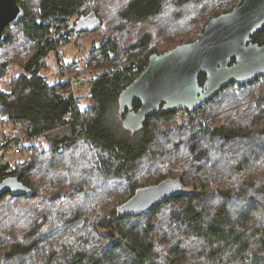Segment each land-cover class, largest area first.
<instances>
[{
	"label": "trees",
	"instance_id": "1",
	"mask_svg": "<svg viewBox=\"0 0 264 264\" xmlns=\"http://www.w3.org/2000/svg\"><path fill=\"white\" fill-rule=\"evenodd\" d=\"M17 1L24 18L6 27L0 45L10 40L13 28L30 45L10 89L0 86V127L5 126L0 157L11 151L21 159L0 160V180L21 174L33 193L0 196L1 258L14 264L34 257L44 264H264V229L254 236L247 233L257 225L251 224V216L264 213V86L259 87L264 77L247 85L233 83L185 116L156 111L138 131L123 126L126 113L118 102L123 88L157 52L153 42L164 38L172 43L168 49L196 38L186 34L176 42L164 31L157 37L160 27L152 20L166 6L169 22L175 23L188 11L186 6L199 4L202 30L208 19L230 11L237 0H214L210 6L207 0H104L123 1L111 13L124 27L119 22L108 26V11L102 12L103 3L96 0L91 8L84 7L88 0ZM127 24L151 26L128 34ZM98 30L114 36L93 47L98 49L92 54L94 67L102 62L109 67L87 77V97L75 95L66 78L76 70L75 61L63 65L60 60L55 80L42 73L51 52ZM122 35L135 36L136 42L121 48ZM253 41L264 42V27ZM121 60L125 63L118 64ZM204 80L202 74L200 82ZM84 99L89 103L83 108ZM140 105L136 101L134 109ZM10 127H17L25 140L19 143L18 137L6 135ZM222 163L228 170L215 172ZM258 166L263 170L260 180L253 176ZM167 178L181 181L184 191L140 214L119 212L138 187ZM234 201L249 212L235 211ZM65 239L69 251L60 256L55 247Z\"/></svg>",
	"mask_w": 264,
	"mask_h": 264
},
{
	"label": "water",
	"instance_id": "2",
	"mask_svg": "<svg viewBox=\"0 0 264 264\" xmlns=\"http://www.w3.org/2000/svg\"><path fill=\"white\" fill-rule=\"evenodd\" d=\"M24 15L17 0H0V43L6 27L21 22ZM263 27L264 0H238L230 11L211 17L197 39L152 53L146 68L120 92V111L126 113L123 126L138 131L160 110L194 112L233 83L241 86L264 77V42L253 41ZM136 101L141 105L135 110ZM8 191L33 193L21 174L0 180V196ZM183 191L181 181L167 178L138 187L118 210L124 215L140 214Z\"/></svg>",
	"mask_w": 264,
	"mask_h": 264
},
{
	"label": "rangeland",
	"instance_id": "3",
	"mask_svg": "<svg viewBox=\"0 0 264 264\" xmlns=\"http://www.w3.org/2000/svg\"><path fill=\"white\" fill-rule=\"evenodd\" d=\"M90 1V2H89ZM208 1V5L210 6V2L214 1V0H207ZM238 1V0H237ZM236 1V3H237ZM32 3L37 4V0H31ZM93 0H88L84 7H90V5H93ZM99 2V3H103V5H101V11L104 12L105 10L102 9H106V11H108L106 13V20H107V25L108 26H112L113 24H116L117 22H119V25H124L126 24L125 22L123 23L121 20H119L115 14L112 12L111 13V7H116L117 4L119 6L122 5L121 1L120 3H115V2H109V1H104V0H96L94 3ZM235 3V4H236ZM169 6V4H168ZM235 5L232 6V8ZM187 7V12H182L181 10H179V12H182L181 14H179V17L185 18V19H194L196 21H198L196 24L194 25H188V20L187 21H183L181 19L176 20L175 23L169 22V12H168V7L166 6L165 11L163 13V15L157 19V20H152L155 21V23L159 24L160 30H158L157 32L153 31V34L155 32V34L157 33V37L160 38V35L162 34V31L164 32H168L167 34H170L172 37H174V41L179 42L180 39L184 38V36L186 34L195 36L197 39L200 34L203 32L204 27L201 28L200 26V22L199 19L202 17L200 11H201V7L199 4H194V5H189L186 6ZM95 8V7H93ZM231 8V9H232ZM216 16V15H215ZM213 17V16H212ZM209 21V19L207 20V22ZM184 22L185 24H187V26L183 27L181 23ZM206 22V23H207ZM118 26V25H117ZM116 26V27H117ZM151 25H146L145 27H140L138 28L135 24L134 25H130L127 24L126 29H127V33L129 34V32L132 33H138L141 34L142 29H148ZM177 26V28H176ZM153 28V27H152ZM151 28V29H152ZM95 33V34H94ZM104 33V32H103ZM102 33V30H98L96 32H93L92 34H83L82 36H77L76 38L72 39L71 42L69 43H63V46L60 47V50L58 51V53L56 52H51L48 57L46 58V66L42 68V73L48 75V79L49 80H55L56 78L60 77V75H57L59 73V69H60V60L62 61L63 65L67 63H71L73 61H75L76 63V67H75V71H77L79 74L81 75H85L86 77H88L90 79V77H94L95 74L97 72H100L104 67H109L107 63L102 62V67L96 69L94 67L95 62L93 60V55H95L98 52V49H94L93 47L96 46V44L104 39L103 37L107 38L112 34H107L106 36ZM12 35L10 36V40L3 44L0 45V68L3 69V74H5V76L0 77V86L2 87H6V89H10L12 80L14 79L16 74L21 73V71L23 70V68L21 67L22 61L23 59H25V57L27 56L26 53L27 51L29 52V45L30 43L25 42L23 40V37L20 35L19 31L15 28L12 29ZM114 36V34L112 35ZM9 37V36H8ZM129 38V39H128ZM163 39L162 43H155L153 42V47L154 49L157 48V53H162L164 51L170 50L171 48L166 49L167 47H170L172 45V43H170L168 40ZM194 39V40H195ZM136 42L135 40V36H130V37H125L124 35H122L120 37V47H127V46H131ZM182 44V42L180 43ZM166 49V50H165ZM94 53V54H93ZM93 54V55H92ZM125 63V60H121L118 64L120 63ZM74 71V72H75ZM73 73V72H72ZM69 74V73H68ZM67 74V75H68ZM252 83V82H251ZM250 84V83H249ZM247 85V84H245ZM89 85L86 84L84 86H79L76 88V90L74 91L72 89V92H75V95H77L79 92L81 93L82 97H87L86 95L88 94V90H89ZM264 86V80L262 82V84L259 87H263ZM227 88V87H226ZM225 89V88H224ZM237 92H239V90L237 89ZM80 103V101H79ZM89 102L87 100H83V108L85 104H88ZM80 106L82 107L81 103ZM180 113V116H185V109H181V110H177ZM124 118L122 117V120ZM184 119V118H183ZM197 121H201L199 119L201 118H197ZM121 120V121H122ZM180 120H182V118H180ZM189 121V120H186ZM202 122V121H201ZM5 126H1L0 127V131L4 128ZM188 135V134H187ZM2 135H0L1 137ZM189 136V135H188ZM190 141V138L188 137V139ZM189 141H187V143H189ZM166 149L165 146L162 147V150ZM169 155V154H168ZM10 159L12 162H15L19 159H21V156L18 154H14L11 151H7V154L1 158L0 160H8ZM156 161V160H155ZM261 165L264 166V163H260ZM228 170V167L222 163L221 165L217 166L215 168V172L217 173H221L220 171H225ZM263 172L261 166H258L255 168L254 170V174L253 176L255 177V179L260 180V174ZM248 175H251V172H248ZM223 177H220V184H223L224 180L222 179ZM233 209L238 210H246L248 211V208L242 204L239 203V201H234L233 202ZM263 207H261L262 209ZM251 215V214H250ZM264 218V213L261 210L256 211L252 216H251V224L254 225V223H256L257 225L254 227H252L251 229H249L247 231V233L251 232V236H254L255 233H259L261 234L262 230L264 229V223L260 222L262 219ZM259 228L261 229L259 231ZM255 230V231H253ZM259 234L256 236L255 240L258 242V237ZM65 242H68V239L65 240H61L58 245H56V249L59 250L60 256L65 255V253H68L69 251V246L68 245H64ZM62 245V246H61ZM57 263L60 261V257L59 255L57 256ZM41 261H40V259ZM34 257L32 259H30L29 261H27L25 264H44V261L41 257ZM19 263V262H18ZM0 264H14L11 263L9 261H4V259L1 258V254H0Z\"/></svg>",
	"mask_w": 264,
	"mask_h": 264
},
{
	"label": "built area",
	"instance_id": "4",
	"mask_svg": "<svg viewBox=\"0 0 264 264\" xmlns=\"http://www.w3.org/2000/svg\"><path fill=\"white\" fill-rule=\"evenodd\" d=\"M66 78L70 82V85H71V87H72V89L74 91L76 90V88L80 84H83V83H85L87 81L86 80L87 77L85 75L79 74L78 72L69 73L68 75H66ZM5 133H6V135H8L10 137H13V136L18 137L19 138V143H21V142H23L25 140L24 137L20 134V130L17 127H10L9 129H7L5 131ZM14 150H15L16 153L19 152V147L18 146H14Z\"/></svg>",
	"mask_w": 264,
	"mask_h": 264
},
{
	"label": "crops",
	"instance_id": "5",
	"mask_svg": "<svg viewBox=\"0 0 264 264\" xmlns=\"http://www.w3.org/2000/svg\"><path fill=\"white\" fill-rule=\"evenodd\" d=\"M68 73H72V72H68ZM74 73V72H73ZM67 75V74H66ZM86 84V82L85 83H83V84H80L79 86H84Z\"/></svg>",
	"mask_w": 264,
	"mask_h": 264
},
{
	"label": "bare ground",
	"instance_id": "6",
	"mask_svg": "<svg viewBox=\"0 0 264 264\" xmlns=\"http://www.w3.org/2000/svg\"><path fill=\"white\" fill-rule=\"evenodd\" d=\"M124 89V88H123Z\"/></svg>",
	"mask_w": 264,
	"mask_h": 264
}]
</instances>
